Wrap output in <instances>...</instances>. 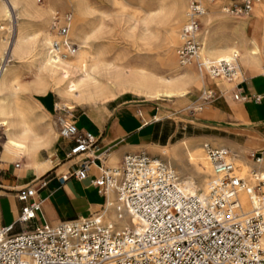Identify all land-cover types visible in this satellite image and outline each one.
Returning a JSON list of instances; mask_svg holds the SVG:
<instances>
[{
	"label": "built area",
	"instance_id": "1",
	"mask_svg": "<svg viewBox=\"0 0 264 264\" xmlns=\"http://www.w3.org/2000/svg\"><path fill=\"white\" fill-rule=\"evenodd\" d=\"M258 1L227 0L223 10L247 16ZM204 12L201 0H189L176 52L180 65L198 57ZM70 21V13L55 14L51 53L75 52L68 36ZM197 67L216 79L233 81L240 76L235 53L228 60L198 63ZM234 99L245 100L238 95ZM57 126L59 137L73 142L71 155L88 151L95 142L90 133L78 130L67 119L57 120ZM203 148L212 170L205 196L183 191L169 165L143 151L125 155L119 167L100 170L92 179L104 205L107 195L113 197L111 208L117 221L129 216L139 227L108 224L97 212L54 226L32 227L40 212V203L33 200L36 190L30 186L18 190L21 207L15 223L0 224V264H264L261 173L251 171L245 177L227 149L208 144ZM260 161L254 158L256 164ZM86 171L84 163L69 177L83 180ZM240 193L256 198L248 212L242 210ZM15 225L21 227L19 232L14 231Z\"/></svg>",
	"mask_w": 264,
	"mask_h": 264
},
{
	"label": "bare ground",
	"instance_id": "2",
	"mask_svg": "<svg viewBox=\"0 0 264 264\" xmlns=\"http://www.w3.org/2000/svg\"><path fill=\"white\" fill-rule=\"evenodd\" d=\"M6 1V4L0 5V22L9 24L13 22L10 8L16 9V0ZM62 3L72 11L68 36L76 50L71 55L59 56L50 52V44L55 37L51 33L54 7ZM201 3L205 12L201 18L203 28L198 33V57L184 65H180L175 48L180 46L181 31L187 20L185 0H173L168 9L164 5L159 7L158 14L144 23L140 31L136 27H129L127 38L138 53L145 51L150 54L159 50L158 61L150 66L141 62V54H138V59L127 58L126 54L110 57L109 49L101 43L104 38L103 27L95 19V14L100 12L92 7L89 0H51L48 8L43 11L27 5V11L38 20L35 31L23 28L18 22H15L14 30L7 28L5 31L4 26H0V127L4 137V142L1 143L2 157L7 160H30L40 149H46L51 144V126L25 100V93L45 95L52 92L68 107H80L105 103L125 93L158 100L183 97L190 92L203 94L208 89H217L221 93L227 91L229 84L226 80L213 78L206 71H200L197 64L228 60L230 53L240 56V33L233 31L228 35L223 34L227 24L235 18L221 14L219 5L227 3V0H216L215 4L201 0ZM222 12L224 13L223 8ZM158 43H161L160 46ZM11 57L16 58V64L21 63L27 71H33V79L28 84L22 83L21 73L8 66ZM59 120L63 122V119ZM156 150H160L164 156L170 155L177 163L188 166L193 177L199 179V184L196 185L190 177L182 176L178 169L176 173L173 166L169 165L170 162L163 160L176 176L180 175L177 179L183 191L206 195L208 182L205 175L209 173L210 163L208 159V162L205 160L201 148L185 141L171 148ZM230 154L234 163L238 161L242 168L248 167L236 153L231 151ZM238 168L243 175L242 169ZM261 178L264 179V172H261ZM261 189L264 190V186ZM238 198L244 212L250 211L256 200L254 196L248 197L245 193H240ZM112 202L113 197L107 195L106 204L98 213L106 223L139 227V222L129 216L117 221L111 208ZM261 245L264 251V236Z\"/></svg>",
	"mask_w": 264,
	"mask_h": 264
},
{
	"label": "crops",
	"instance_id": "3",
	"mask_svg": "<svg viewBox=\"0 0 264 264\" xmlns=\"http://www.w3.org/2000/svg\"><path fill=\"white\" fill-rule=\"evenodd\" d=\"M260 1L263 2L255 5L247 16L232 17L234 20L223 31L225 35L240 33L242 42L238 55L240 76L227 81L231 87L224 93L208 89L203 94L190 92L162 102L126 93L100 104L99 109L93 105L76 115L64 116L95 139L88 151L76 155L70 154L73 142L61 138L40 149L30 160L4 159L1 148L0 224L15 223L21 207L16 192L29 186L36 190L33 200L40 203L32 227L87 217L104 205V197L91 185L100 170L116 168L111 165L114 162L120 166L127 154L146 150L157 157L156 149L171 148L185 141L201 149L203 142L227 148L238 153L251 171L264 172V0ZM235 95L245 100H235ZM45 97L34 96L36 105L27 100L44 118L40 108L49 115L57 108L52 101L47 109ZM257 157L261 158L259 164L254 162ZM172 160L180 174L185 175L187 171L182 164ZM165 161L175 168L170 160ZM84 163L85 179L69 177ZM64 177L67 179L61 182Z\"/></svg>",
	"mask_w": 264,
	"mask_h": 264
},
{
	"label": "rangeland",
	"instance_id": "4",
	"mask_svg": "<svg viewBox=\"0 0 264 264\" xmlns=\"http://www.w3.org/2000/svg\"><path fill=\"white\" fill-rule=\"evenodd\" d=\"M6 2H7L6 0H0V5L3 3L6 4ZM50 2H51V0H16V9L15 10L14 9L12 10V8H10V6H9V8L11 10V18H12L13 22L11 21V23H9V24H6L7 22L5 24H4V22H0V26H4L5 31L7 30V28H11V30H14L15 29V22H18L19 24H21V26L23 28L35 31V26L37 24L36 22L38 20H36L34 18V16L32 15V13L29 10L27 11V9H28L27 5H33V7L37 8L40 11H43L44 9L48 8ZM89 2L93 8H95L98 12H100L99 14L98 13L95 14V19H96L97 24L99 22H101L100 24L103 27V37H104L101 40V43L106 45V48L109 49L111 58H115L119 54H126L127 58L138 59V56H139L138 54H141L142 55V59H140L141 62H145L146 64H149V66L152 64H155L158 61V56H157V53L159 52L158 49H157L158 51L156 50V52L153 51L152 53L149 54L148 52L146 53L145 51H144L145 53L144 52L138 53L136 51L137 48L132 47L131 40L129 38H127L128 34H129L128 29H129V27H136L140 31V29L143 28L144 23L150 21L151 18H153L154 16H156L158 14L159 7L164 5L165 9H168L171 6L173 0H89ZM215 2H216V0H213V1L208 2V3L215 4ZM262 2L263 1H260L259 3L261 4ZM188 3H189V0H185V13L187 10ZM224 4L225 3H222L219 5V9L221 11V14L223 16H226V17L227 16L231 17V18L234 17V15H230V14H226L225 12L224 13L222 12V8H223ZM257 4H254L253 7ZM54 10H55L54 11L55 14L58 13L60 16H63L69 12H70V14H72L71 8L68 5H65L64 3H62L59 6H55ZM102 16L104 17V19ZM72 17H73V15H72ZM147 18H149V19H147ZM98 20H99V22H98ZM7 21H8V19H7ZM183 24H184V22L181 23L179 29L182 28ZM10 25H11V27H10ZM51 33H53V35H55V33L53 31H51ZM123 34H125V35H123ZM160 44H159V46H160ZM178 46H176L175 50L178 49ZM175 54H176V52H175ZM12 59L14 61H12ZM16 61L17 60L15 57H13V58L11 57L10 63H8V66L10 68L14 69L15 71L21 73L22 83L28 84L33 79V71H31V70L27 71L23 64L18 63V62L16 64ZM230 87H231V85H229V88ZM206 91H208V90H206ZM200 94H202V93H200ZM34 96H38V95H34L31 93H25L24 94V97L26 98L25 100H29L32 104L33 103L35 104V100L33 99ZM45 96H46L45 97L46 99L43 100V103L45 104L47 109H50V104L52 103V101L56 102V107H57L56 112H51V115H49L47 112H45L42 108H40L38 106L40 108V111L46 116L45 121L47 123H49V125L51 126V128L53 130L51 135H50L51 143L53 141H55V139L60 138L58 135L57 120H59L60 118L64 119V116H69L71 114L76 115L81 111V109H84V108H87V107H90L93 105H95L96 109H99L100 104H105V103L109 102V101H107L105 103H96V104H90V105H84V106L82 105L80 107H76V106H69L68 107V105H65L64 103H62L59 100L58 96H56L55 93L47 92L45 94ZM138 97H140V96H138ZM141 98H143V97H141ZM116 99H114V100H116ZM143 99L154 100V99H146V98H143ZM162 99H164V98H160L156 101L162 102ZM110 101H112V100H110ZM62 104H64V105H62ZM58 105L59 106L62 105V106L59 107ZM36 112H38V111H36ZM2 142H4V137L2 136V131H1L0 132V150L2 148L1 147ZM204 144H209L212 147H219V146L210 144L209 142L201 143V145H204ZM219 148H221V147H219ZM145 152L148 153L149 151L147 152L145 150ZM234 153H236V152H234ZM202 154H203L205 160L207 161L206 153H205L203 147H202ZM236 154L239 156L238 153H236ZM149 155H153V154L150 153ZM156 156L162 161L163 160L165 161L167 159L170 160L175 167V163L173 162L170 155H168V156L165 155V156H167V157H165L164 155H162L161 151L159 150V151H157ZM13 161H15V160H13ZM235 164L238 167H240V169H242L243 176L250 177V172L252 170L251 168H249V167H247V168L243 167L242 168V166L240 165V163L238 161H235ZM111 165L113 167L119 166V164L117 165L116 162H114ZM182 168L185 169V171H187L185 176H187L188 178L190 177L195 182V184L198 185L199 179L195 176L193 177V175L191 174L192 172H191L190 168L186 165L185 166L182 165ZM174 169L177 173L176 167ZM177 176H178V178H180V175L177 174ZM210 176H211V168L209 165V173H207L205 175V179L207 180V182H208V179ZM251 183L254 184V182L252 180H251ZM260 191L262 193H264L263 189H261ZM196 192L201 193V191H199V190H196ZM101 210L102 209L97 211V214ZM20 229H21V227L19 225H17L14 231H17Z\"/></svg>",
	"mask_w": 264,
	"mask_h": 264
}]
</instances>
